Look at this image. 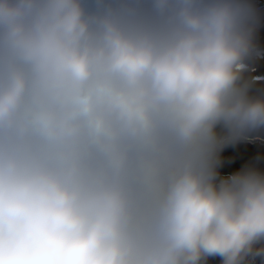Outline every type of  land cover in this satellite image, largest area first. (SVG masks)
Segmentation results:
<instances>
[{"label":"clouds","instance_id":"obj_1","mask_svg":"<svg viewBox=\"0 0 264 264\" xmlns=\"http://www.w3.org/2000/svg\"><path fill=\"white\" fill-rule=\"evenodd\" d=\"M250 18L244 0H0V264L264 256V173L215 167L218 128L264 126Z\"/></svg>","mask_w":264,"mask_h":264},{"label":"rangeland","instance_id":"obj_2","mask_svg":"<svg viewBox=\"0 0 264 264\" xmlns=\"http://www.w3.org/2000/svg\"><path fill=\"white\" fill-rule=\"evenodd\" d=\"M107 2V0H103ZM244 3L250 6L251 18L250 23L254 25V48L248 56L242 61L244 67L242 69L241 83L245 87H264V0H244ZM87 6L90 10H96L102 6V0H87ZM147 7V5H145ZM261 91H263L261 89ZM264 93V92H263ZM258 98V97H256ZM218 133L224 140L221 145L229 141H239L240 134L230 135L223 127L218 128ZM221 147V146H219ZM222 149H217L215 167L218 174L228 172L235 174L230 170L233 162L227 158ZM232 164V165H231ZM206 264H222L220 256H210L207 258ZM244 264H264V256L252 257L248 256Z\"/></svg>","mask_w":264,"mask_h":264},{"label":"trees","instance_id":"obj_3","mask_svg":"<svg viewBox=\"0 0 264 264\" xmlns=\"http://www.w3.org/2000/svg\"><path fill=\"white\" fill-rule=\"evenodd\" d=\"M246 89L250 97L264 98V87H246ZM220 146L218 149L227 151L225 152L227 158L231 163L233 162L230 169L233 172L254 169L264 173V126L245 130L239 136V141H229ZM230 176L232 174L224 172L218 175V179H226Z\"/></svg>","mask_w":264,"mask_h":264}]
</instances>
